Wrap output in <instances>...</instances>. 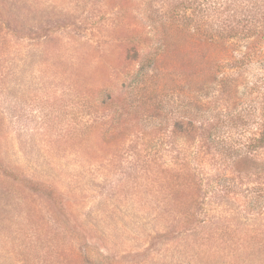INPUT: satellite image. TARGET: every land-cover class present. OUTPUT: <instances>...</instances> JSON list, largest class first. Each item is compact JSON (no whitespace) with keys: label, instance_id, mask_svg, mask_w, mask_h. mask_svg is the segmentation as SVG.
I'll use <instances>...</instances> for the list:
<instances>
[{"label":"rangeland","instance_id":"1","mask_svg":"<svg viewBox=\"0 0 264 264\" xmlns=\"http://www.w3.org/2000/svg\"><path fill=\"white\" fill-rule=\"evenodd\" d=\"M0 264H264V0H0Z\"/></svg>","mask_w":264,"mask_h":264},{"label":"trees","instance_id":"2","mask_svg":"<svg viewBox=\"0 0 264 264\" xmlns=\"http://www.w3.org/2000/svg\"><path fill=\"white\" fill-rule=\"evenodd\" d=\"M52 191V190H51Z\"/></svg>","mask_w":264,"mask_h":264}]
</instances>
